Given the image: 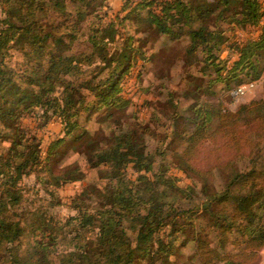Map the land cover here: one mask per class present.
<instances>
[{"label": "trees", "instance_id": "obj_1", "mask_svg": "<svg viewBox=\"0 0 264 264\" xmlns=\"http://www.w3.org/2000/svg\"><path fill=\"white\" fill-rule=\"evenodd\" d=\"M105 7L0 0V264H185L188 243L198 264H247L264 247V97L230 109L217 92L261 77L264 2L124 0L120 22ZM247 26L258 38L229 45L227 31ZM163 38L152 58L182 62L184 92L143 122L122 79ZM224 47L238 52L230 65ZM53 121L63 134L43 148L37 132ZM70 142L78 158L62 162ZM207 142L218 154L201 167ZM87 171L97 180L61 217L58 189Z\"/></svg>", "mask_w": 264, "mask_h": 264}, {"label": "rangeland", "instance_id": "obj_2", "mask_svg": "<svg viewBox=\"0 0 264 264\" xmlns=\"http://www.w3.org/2000/svg\"><path fill=\"white\" fill-rule=\"evenodd\" d=\"M261 1L264 2V0ZM123 4L124 0H107L108 7H105L104 11H107L108 18L120 22L128 10H130L128 7L123 8ZM1 16L2 11L0 8V17ZM126 25L125 28L127 29ZM121 28L122 31H124V28ZM258 28L259 27L257 26H247L245 28L235 27L234 29L228 30L226 33L227 36H229L228 44L233 41L242 44L248 39L258 38L260 34ZM130 32L134 33V29L132 28ZM141 33L143 34V32ZM148 33H150V30H147L142 36L147 37L149 36ZM152 42L150 36V40L144 45V49L149 48L150 45H152ZM166 43H168V40L161 39V41L154 46V49L148 53V60H139L138 64L132 68L131 73L122 79L123 90L121 94L131 100V105L129 106L127 113L129 116H131L132 113H135L138 119L143 122L150 119L153 107L159 104V102H163L169 96V93H176V96H180L184 92L182 87L184 84L182 81V62L175 61L171 55H164L163 52L157 61L152 58L153 54L157 53L159 49H163ZM219 55L222 59H226L231 55L229 62H227V64L230 65L237 58L238 52L236 49L232 52L229 51L227 47H224ZM14 60H16V58ZM17 61H20V58H17ZM143 61L145 62L144 66H142ZM262 67L263 73L259 79L250 80L245 78L241 83L233 84L229 88H223V90L221 89L222 85H219L217 94L223 98V101L230 109H236L242 103H248L251 100L264 97V63ZM184 103L186 104L185 101ZM24 123L29 127H35L36 125L32 118H26ZM87 125L92 130L99 127L95 118L89 121ZM37 133L42 139V147L46 148L52 139L62 136V124L60 121H53L47 127L38 130ZM75 145L76 143L74 142H70L67 145L64 152L65 155L63 154L61 159L62 162L67 160L73 161L78 158L74 153ZM216 148H218V146L213 145L211 142H207L202 150L198 165L201 167L210 166L208 157L213 158L218 154ZM220 153L223 154L222 149L220 150ZM129 173L133 174L132 170H129ZM169 173L177 179V184L182 187H186L191 183L190 177L183 172L182 169L172 167L169 170ZM92 180H97V172L87 171L85 179L67 183L58 189V194L61 197L63 204L58 206L56 210L61 217H67L68 215L75 213L72 205H70V198L77 192L81 191L83 187ZM25 181L28 184L33 185L35 176H28L25 178ZM41 194H44V192H41ZM178 251L180 252V257L184 259L183 261L185 264H198V262L192 257L194 253L192 243L179 246ZM247 264H264V247L260 249L258 255L252 260H249Z\"/></svg>", "mask_w": 264, "mask_h": 264}]
</instances>
